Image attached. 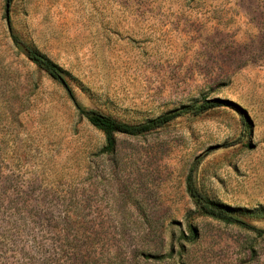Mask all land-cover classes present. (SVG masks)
Instances as JSON below:
<instances>
[{
  "label": "rangeland",
  "instance_id": "rangeland-1",
  "mask_svg": "<svg viewBox=\"0 0 264 264\" xmlns=\"http://www.w3.org/2000/svg\"><path fill=\"white\" fill-rule=\"evenodd\" d=\"M6 3L0 264H264V0H9V24ZM216 98L235 107L115 134L109 152L76 108L138 124ZM191 170L243 224L196 210Z\"/></svg>",
  "mask_w": 264,
  "mask_h": 264
},
{
  "label": "trees",
  "instance_id": "trees-1",
  "mask_svg": "<svg viewBox=\"0 0 264 264\" xmlns=\"http://www.w3.org/2000/svg\"><path fill=\"white\" fill-rule=\"evenodd\" d=\"M12 37L14 43L17 46H22L24 48L28 59L38 69L43 71L49 78L63 83V79L67 74V71L52 61L45 54L28 46L27 44L20 42L16 36ZM221 104L235 107L234 104L227 100H220L218 98L212 100L203 99L200 102H193L180 108L173 109L163 113L162 115L138 124H129L117 121L110 115L103 114L97 110L85 109L79 105H76V108L78 113L83 116L91 126L104 134V151L109 152L114 146L115 134L139 136L161 128L180 116L186 114L197 116ZM186 190L193 199L196 210L201 215L221 221L225 224H243V222H241V220L235 215V213L239 211L238 209H234L229 205L212 200L196 189L193 182L192 170L186 177ZM191 234L193 235V231H191Z\"/></svg>",
  "mask_w": 264,
  "mask_h": 264
},
{
  "label": "water",
  "instance_id": "water-1",
  "mask_svg": "<svg viewBox=\"0 0 264 264\" xmlns=\"http://www.w3.org/2000/svg\"><path fill=\"white\" fill-rule=\"evenodd\" d=\"M9 0H7L6 3V8H5V18H6V22L7 24H9Z\"/></svg>",
  "mask_w": 264,
  "mask_h": 264
}]
</instances>
